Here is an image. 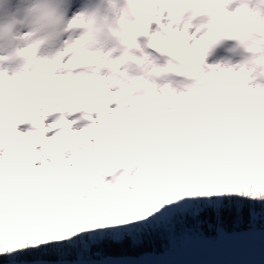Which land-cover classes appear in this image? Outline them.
<instances>
[{
  "label": "snow or ice",
  "instance_id": "snow-or-ice-1",
  "mask_svg": "<svg viewBox=\"0 0 264 264\" xmlns=\"http://www.w3.org/2000/svg\"><path fill=\"white\" fill-rule=\"evenodd\" d=\"M0 264H264V0H0Z\"/></svg>",
  "mask_w": 264,
  "mask_h": 264
}]
</instances>
